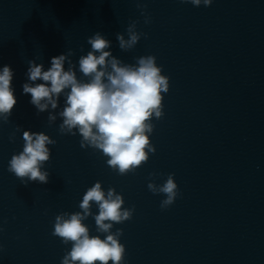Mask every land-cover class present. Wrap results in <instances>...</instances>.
<instances>
[{"label": "clouds", "instance_id": "clouds-1", "mask_svg": "<svg viewBox=\"0 0 264 264\" xmlns=\"http://www.w3.org/2000/svg\"><path fill=\"white\" fill-rule=\"evenodd\" d=\"M193 6H211L213 0H181ZM142 9L144 23L151 22L143 11L146 4L137 3ZM139 21L133 20L127 26V39L122 33L116 34L118 46L123 51L131 50L147 33L138 32ZM90 50L78 60V71L87 79H78L77 65L71 59L72 49L51 58V66L45 70L43 63L28 61L27 82L22 85L23 94H30V103L37 114L56 110L61 97L64 107L56 114L49 112L51 125L62 118L59 124L61 135L79 133L81 148L99 150L106 163L119 175L134 173L149 159V153L156 152L150 134L154 130L151 122L164 116V96L170 88V77L162 74L154 55L140 56L135 64L123 63L110 51L111 41L101 32L87 38ZM108 49V50H106ZM82 50V49H81ZM68 67L65 70V64ZM14 71L9 65L0 68V121L9 122L17 104L12 85ZM39 81V83H37ZM17 131L20 126H17ZM10 140H14L10 136ZM24 146L21 152L13 154L8 162V172L13 173L24 185L30 182L48 183L49 172L44 170L50 161L51 149L56 140L44 132L23 131ZM156 173H150L155 177ZM169 173L163 184L150 180L147 187L153 194H164L161 209H167L180 195V190ZM125 201L115 188L105 191L100 181L89 187L79 204L81 211L61 212L56 215L52 235L59 237L71 249L63 256L61 264H124L125 246L119 237L122 229L112 231L115 224L132 219L135 208L123 207ZM93 204L98 214L92 212ZM92 216L96 232L91 235L84 223Z\"/></svg>", "mask_w": 264, "mask_h": 264}]
</instances>
